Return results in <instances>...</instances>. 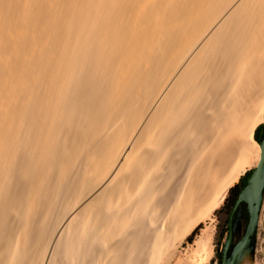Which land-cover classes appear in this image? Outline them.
<instances>
[{
	"label": "bare ground",
	"instance_id": "6f19581e",
	"mask_svg": "<svg viewBox=\"0 0 264 264\" xmlns=\"http://www.w3.org/2000/svg\"><path fill=\"white\" fill-rule=\"evenodd\" d=\"M263 120L264 0H0V264H155Z\"/></svg>",
	"mask_w": 264,
	"mask_h": 264
},
{
	"label": "flooded vegetation",
	"instance_id": "af4514ba",
	"mask_svg": "<svg viewBox=\"0 0 264 264\" xmlns=\"http://www.w3.org/2000/svg\"><path fill=\"white\" fill-rule=\"evenodd\" d=\"M250 175L245 176V179L241 178L237 183L239 186L235 188L233 191L229 192L225 197L223 205L215 214L216 220V264H223L224 259V251L226 245L228 243L230 232L232 231V237L227 249L226 258L228 260H234V264H238L239 259L245 252H249L251 255H257V247L259 246L258 241V223L252 226L250 224L251 218V205L250 198L248 197L245 201H241L239 205L236 207L237 200L240 197V194L244 187L246 186ZM245 175V174H244ZM243 175V176H244ZM264 194V188L261 195L253 197L252 205L255 204V201L259 199L260 202V210L262 205V199ZM259 210V216H260ZM249 236V241L243 246L241 250L234 256V248L235 246L242 241L245 236ZM261 246V245H260ZM252 253H251V252Z\"/></svg>",
	"mask_w": 264,
	"mask_h": 264
},
{
	"label": "rangeland",
	"instance_id": "374dc122",
	"mask_svg": "<svg viewBox=\"0 0 264 264\" xmlns=\"http://www.w3.org/2000/svg\"><path fill=\"white\" fill-rule=\"evenodd\" d=\"M263 122H264V120L261 123H263ZM255 165L256 164H253L245 172L249 171L250 169H253V167ZM243 175L244 174H242L240 176V178ZM239 179L235 183H237L239 181ZM228 193H229V190L226 193L225 197L228 195ZM225 197L220 202V204L213 210V212L211 213V215L209 217L201 220L191 230V232H189L183 238V240L180 243H178V246L173 250L174 252H172L170 254L171 256L167 255V254H162V253H161V255H162L161 256L160 254L158 255L156 253V256L152 255L155 258H151V260L153 261V259H155V262H156L155 264H176L175 263L176 261H177L178 264H183V263L184 264H189V263H192V264H216V250H217V246H216V220H215V214L220 209V207L223 205ZM198 225H201L200 228L197 230V233L195 234L193 240L189 241L188 240V236L194 231V229ZM203 228H209L211 230V233H212L211 240H210V242L208 244L210 247L207 246V245H204L205 247H203V245H200L201 247H199V245H197L195 243L196 240L199 238V235L201 234V231H202ZM258 241H259V246L257 247V252H256L257 255H252V256L256 259L258 264H264V194H263L262 205H261L260 216H259V223H258ZM195 245H196V247H195ZM197 246L199 247V249H197ZM194 248H196L197 250L194 249ZM194 250H196V251H194ZM199 250H201V252ZM186 260L187 261L189 260L190 262L189 261L187 262Z\"/></svg>",
	"mask_w": 264,
	"mask_h": 264
},
{
	"label": "water",
	"instance_id": "95a60500",
	"mask_svg": "<svg viewBox=\"0 0 264 264\" xmlns=\"http://www.w3.org/2000/svg\"><path fill=\"white\" fill-rule=\"evenodd\" d=\"M260 156L259 160L256 163V165L252 169V174L242 190L239 199L237 200L236 207L239 205L241 201H245L248 197L250 198V205H251V218H250V224L254 226L257 223V220L259 218V210H260V202L259 199L255 201V204L252 205L253 197L261 195L263 188H264V135L261 137L260 142ZM246 173V172H245ZM243 173V174H245ZM233 186V185H232ZM232 237V231L230 232V237L228 240V243L226 245L225 251H224V259L223 264H234V260H228L226 258L227 255V249L229 247L230 241ZM249 241V236H245V238L240 241L234 248V256L237 255L239 250L243 248V246Z\"/></svg>",
	"mask_w": 264,
	"mask_h": 264
},
{
	"label": "trees",
	"instance_id": "16d2710c",
	"mask_svg": "<svg viewBox=\"0 0 264 264\" xmlns=\"http://www.w3.org/2000/svg\"><path fill=\"white\" fill-rule=\"evenodd\" d=\"M263 135H264V122H263V123H260V124L256 127V129H255V131H254V138H255L256 141L260 142V139H261V137H262ZM251 171H252V169H250L249 171H247V172L245 173V175L241 177V180H242L243 178L245 179V176L250 175ZM238 186H239V183H235L232 187H230L229 192L233 191V190H234L235 188H237ZM200 226H201V225H198V226L194 229V231L188 236V240H189V241H192V240H193V238H194L195 234L197 233V230L200 228Z\"/></svg>",
	"mask_w": 264,
	"mask_h": 264
}]
</instances>
